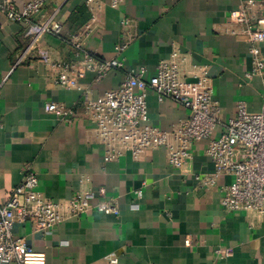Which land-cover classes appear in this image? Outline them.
I'll list each match as a JSON object with an SVG mask.
<instances>
[{
  "label": "crops",
  "instance_id": "1",
  "mask_svg": "<svg viewBox=\"0 0 264 264\" xmlns=\"http://www.w3.org/2000/svg\"><path fill=\"white\" fill-rule=\"evenodd\" d=\"M12 1L21 6L27 0ZM98 1L105 5L96 28L82 39L98 58H113L114 45L125 34L129 44L120 59L126 68L145 66L148 77L176 48L186 57L184 71L207 68L223 121L235 115L239 100L248 110H259L264 85L257 77H244L250 67L249 43L224 32L228 12L245 0H120L116 6L111 0ZM256 1L249 11L255 16L264 12V0ZM53 8L63 29L58 35H42L40 49L49 60H71L74 48L67 36L89 19V8L86 0H50L46 11ZM123 18L130 19L128 26H122ZM23 31V23L0 12V74L22 56L28 44ZM260 46L264 55V41ZM124 76V70L113 69L93 83L88 72L80 83L96 97L118 86ZM51 101L72 107L74 121L60 122L45 111ZM147 105L148 122L162 130L188 114L169 98L158 101L153 91H148ZM82 110L81 91L56 84L54 72L34 50L25 53L0 89V202L30 166L38 189L51 199L93 192L94 205L101 193L118 209H93L44 234L34 231L31 222L16 226L17 237L46 253V264H264V215L224 210L221 187L231 183L232 176H221L210 186L194 178L213 170L205 152L207 140L191 146L182 169L169 162L164 147L148 149L139 159L125 153L105 162L94 124ZM224 249L230 254L217 252Z\"/></svg>",
  "mask_w": 264,
  "mask_h": 264
},
{
  "label": "built area",
  "instance_id": "2",
  "mask_svg": "<svg viewBox=\"0 0 264 264\" xmlns=\"http://www.w3.org/2000/svg\"><path fill=\"white\" fill-rule=\"evenodd\" d=\"M50 0H27L17 6L12 0H0V12L9 20L24 24L23 36L28 44L20 58L6 74H0V89L8 80L14 67L23 61L27 51L39 53L54 72V82L64 88H74L82 94V113L94 124V139L104 149V161L117 160L125 153L139 159L148 149L164 147L169 162L182 169L193 144L207 140L205 152L213 162L210 173L194 178L201 186L215 184L221 176H232L233 181L221 187L220 203L225 211H254L264 215V93L259 110L250 111L244 100L236 103L233 117L222 120V109L213 97V86L207 68L200 66L184 71L186 57L179 49L161 58L151 75L141 65L126 68L120 55L129 44V37L114 45L115 56L100 59L92 50L83 46L82 39L96 28L97 15L105 5L98 0H86L89 19L67 36L74 48L71 60H49L40 49L39 38L44 34H60L63 24L57 18V8L47 12ZM120 0H111L118 5ZM259 3L245 0L238 8L231 9L224 32L243 37L249 43L250 67L245 71L247 80L259 78L264 85V12L250 14ZM122 26L130 24L122 19ZM113 69L124 70L123 80L115 88L92 96V89L80 80L93 74V83L100 82ZM193 77V79H189ZM148 91H153L158 101L169 98L188 111V114L162 130L148 122ZM45 111L60 122H72L76 111L63 102L45 103ZM2 126L0 118V127ZM140 193V192H138ZM96 204H91L93 192H80L70 198L54 200L38 189L36 173L25 166L21 181L11 190L7 199L0 202V264H46V253L33 250L27 242L15 235L16 226L31 222L36 232L44 234L73 217L93 209L104 213H118L117 206L101 193ZM227 256L228 249L218 250ZM116 262V258H110Z\"/></svg>",
  "mask_w": 264,
  "mask_h": 264
}]
</instances>
